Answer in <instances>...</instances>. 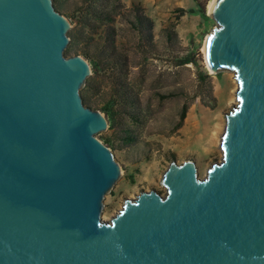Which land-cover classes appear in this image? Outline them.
Segmentation results:
<instances>
[{
	"label": "water",
	"instance_id": "95a60500",
	"mask_svg": "<svg viewBox=\"0 0 264 264\" xmlns=\"http://www.w3.org/2000/svg\"><path fill=\"white\" fill-rule=\"evenodd\" d=\"M210 66L230 68L239 104L223 160H188L101 220L121 175L85 106L91 74L64 56L69 21L52 0H0V264H264V0H220Z\"/></svg>",
	"mask_w": 264,
	"mask_h": 264
},
{
	"label": "rangeland",
	"instance_id": "374dc122",
	"mask_svg": "<svg viewBox=\"0 0 264 264\" xmlns=\"http://www.w3.org/2000/svg\"><path fill=\"white\" fill-rule=\"evenodd\" d=\"M208 1L52 0L70 24L64 56L80 55L92 68L80 88L84 105L107 117L102 107L112 101L117 116L114 128L96 134L121 167L105 194L103 221L111 222L127 199L144 191L166 196L163 180L173 160L193 161L201 180L223 160L226 116L239 104V84L230 68L211 73L207 66L202 48L220 26ZM143 14L152 20V36L147 22L137 21ZM186 57L192 61L182 64ZM185 104L186 118L176 129Z\"/></svg>",
	"mask_w": 264,
	"mask_h": 264
},
{
	"label": "trees",
	"instance_id": "16d2710c",
	"mask_svg": "<svg viewBox=\"0 0 264 264\" xmlns=\"http://www.w3.org/2000/svg\"><path fill=\"white\" fill-rule=\"evenodd\" d=\"M200 6V5H199ZM191 12H196V10H194V9H192V10H190ZM199 11L203 14V15H205V11H204V8L203 7H201L200 6V9H199ZM180 12L182 13V14H184L185 12H186V10L185 9H182V8H180ZM137 21L142 25L144 22H147V30H148V33H149V35L150 36H152V27H153V23H152V20L148 17V16H146L145 14H143V16H141V17H138V19H137ZM139 24V25H140ZM112 45H111V49L109 50V52L111 53L110 55L111 56H113V55H115V53H116V48H115V45H114V43H111ZM192 61V59H191V57H186L181 63L182 64H185V63H189V62H191ZM99 63L97 62H95V63H93V69L95 70V72H97V70L99 69ZM104 67V66H103ZM105 67H107V68H110V67H113L112 65L111 66H109V64L108 65H106ZM201 77H204V74H201ZM112 105H113V103H112V101L111 102H108L107 104H105L102 108H103V111L104 112H106V114H107V117H108V120H109V124H110V128H114L115 127V125L117 124V116H116V113L114 112V110L112 109ZM187 110H188V105L187 104H185L184 106H183V108H182V111H181V114H180V121L178 122V124H177V126H176V129H179V128H181L182 127V124H183V121H184V119L186 118V114H187Z\"/></svg>",
	"mask_w": 264,
	"mask_h": 264
},
{
	"label": "bare ground",
	"instance_id": "6f19581e",
	"mask_svg": "<svg viewBox=\"0 0 264 264\" xmlns=\"http://www.w3.org/2000/svg\"><path fill=\"white\" fill-rule=\"evenodd\" d=\"M220 6V0H209L207 4V9L209 14H213L216 10H218ZM212 35H209L204 43V46L202 48V51L205 53V56L207 58V66L211 73L215 72V69L210 66V44H211Z\"/></svg>",
	"mask_w": 264,
	"mask_h": 264
}]
</instances>
